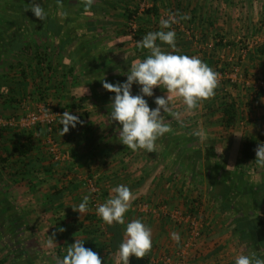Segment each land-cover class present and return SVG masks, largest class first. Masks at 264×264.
Here are the masks:
<instances>
[{"label": "crops", "instance_id": "crops-1", "mask_svg": "<svg viewBox=\"0 0 264 264\" xmlns=\"http://www.w3.org/2000/svg\"><path fill=\"white\" fill-rule=\"evenodd\" d=\"M155 2L160 8L161 15H163L161 8L164 7L170 11L173 9L174 13L177 11L188 16L185 25L191 27L193 36L188 35L189 31L178 32L172 28L176 34L178 33L176 37L178 40L176 43H179L178 51L182 53L187 50L191 53L192 50L194 56L200 57L213 70L225 64L239 66V71L233 79L224 77L226 79L219 80L214 90L215 94L200 100L195 109H188L180 97H174L172 100L180 101L184 113L200 118L202 128L214 132L226 130L223 136L220 137L218 134L219 143L213 139L212 145H215L217 154L220 150L226 151L220 157L229 163L230 169H233L236 159L232 152L235 148L238 150L243 141L252 138L256 148L259 144H264V93L251 85V81L264 76V0H155ZM141 16L144 17L141 18V22L149 20L147 24L150 27L153 25L151 16L143 14ZM91 21L97 23L98 20L94 17ZM111 21L104 17L100 19L102 25L97 26V30L93 28L94 30L91 29L93 31L89 32L93 37L98 35V41L110 40L103 51L93 47V50L90 48L87 50L86 45L89 42L86 41L90 37L88 32L75 30L76 33L70 31L59 35L58 33L63 30L62 26L54 28L57 35L48 34L55 47L52 48L51 54L48 55L47 52V59L36 55L33 58L17 55L19 62L12 64L9 60L11 54H23L25 46L22 42L13 44L8 40L0 44V60L5 64L0 68V117L21 115L26 111V107L33 108L39 102H49L57 109L79 116L82 121L75 128L70 126L69 131L63 135L62 125L57 128L56 139L63 152L67 154V159L59 162L48 157L44 131L35 132L37 134L34 141L35 149L26 156L18 155L14 151V146L20 140H24L28 130L20 132V129H9L3 133L4 142L0 146L2 150L0 155L6 157L8 161L4 162V167L0 162V211L6 213L15 211L14 215H18L17 222L20 224H14L13 216L9 218L8 213L0 216V221H3L2 225L7 224L9 234H6L11 236L10 241L23 244V247L14 246L13 249L6 250L4 253L6 257L13 253L16 258L21 256L27 258L30 255L37 263L38 256L49 254L50 251L55 253L50 246L51 243H58L57 248L61 249L64 256L67 248L76 239L83 241L86 248H90L89 244L95 242L90 232L97 226L91 201L88 200L87 210L83 213L73 210L72 206L79 205L84 197L90 196L89 178L94 177V183L101 186L103 193L114 195L113 189L118 186V178L123 177L126 171H131H123L120 168L123 157L118 156V147L122 151L126 146L120 142V137L118 139L119 122L111 120V101L106 102V98L113 97L115 93L105 89L102 80L117 83L122 78L118 77L119 68L128 71L134 61L144 58L134 55L133 60L125 64L128 57L118 60V56L109 55L112 45L119 48L124 43L122 51L128 49L127 38L122 39L126 34L125 29L118 27L114 31L113 39H108V35H105H110L108 30L111 27L109 28L107 24H114ZM113 29L114 27L111 30ZM53 35H56L55 40ZM220 38L221 43H217ZM80 43L78 50L73 47ZM12 45L17 46V49ZM163 49L173 51L168 45ZM80 50L85 54L79 53ZM96 53H104L105 56H99H104V59L95 58ZM115 54H118V51ZM7 63L10 64L6 66ZM230 74L233 73L231 71L226 73ZM93 93L99 94L102 100L100 104L95 102L96 97ZM166 95L167 90L163 86L154 88L153 97ZM153 97L147 98L152 100ZM227 103H233L236 109V117L232 123L225 122L224 107ZM164 122L166 123L165 117ZM149 153L141 155L136 162H139V165H150L153 160L165 159L163 155H155L154 151ZM255 157L256 152L253 158L246 161L252 159L256 161ZM148 169L149 166H144L143 171L139 170L137 173L144 175ZM257 172L262 180L256 185L258 204L254 209L260 212L259 214L263 212L261 215L264 220V198L261 196L264 193L263 166ZM210 210H208L210 220L201 229L204 228L205 233L198 237L189 235V232H192L189 221L174 225L167 219V215H163L167 217H163L165 220L149 219L145 225L152 232V248L145 256L149 258L150 264H167L164 262L165 257H171L173 262L184 264H235L239 255L249 253H254L255 258L264 259V241L260 242L248 229V225L255 226L258 214L251 210V215L244 220V229L237 230L236 227L242 222L235 218H224L221 213L215 216L213 210ZM171 212L172 210L170 216ZM215 213H218V210H215ZM19 214L23 215L20 217ZM44 216L47 218L46 222L42 221ZM127 221L125 219L121 227L122 239L118 241V247L125 238L124 225ZM14 227L19 229L16 231ZM173 232L179 233V242L172 238ZM6 234L0 235L1 239ZM42 242H50L48 246L50 248L41 250L39 244ZM15 248L20 251L19 254H16ZM96 252L100 254L102 264H120L118 251Z\"/></svg>", "mask_w": 264, "mask_h": 264}, {"label": "rangeland", "instance_id": "rangeland-1", "mask_svg": "<svg viewBox=\"0 0 264 264\" xmlns=\"http://www.w3.org/2000/svg\"><path fill=\"white\" fill-rule=\"evenodd\" d=\"M34 3L40 4L45 9L47 13L46 19L40 20L34 15L31 11ZM153 5H155V0H93L92 5L88 8L85 7V0H0V24L3 25V28L0 25V44L8 40L10 43L22 42L25 46L23 54H11L9 60H11L12 64L19 62L17 55H26L28 58L37 56L44 59L47 56V52H49L48 55L51 54L52 48L55 47L48 34L51 35L54 33L57 35L54 28L56 26V28L62 26L63 30L58 33L59 35L70 31L76 33L77 30L88 32L90 37L89 40L86 41L89 42V44L86 45L87 50L89 48L93 50L92 47L94 46L98 48V50L101 49L103 51L104 48H107L110 40L98 41V35L93 37V34L89 32L94 29L97 30V26L100 27L102 25V23L100 24V19L105 17V19L109 18L112 20L111 22L114 23L107 24L109 28L111 27L108 30L110 35L105 34L108 35V39H113L114 31L118 27L125 29L126 34L122 39L127 38L128 49L122 51L121 48L124 43L120 45L119 48L112 45L111 54H108L112 57L118 56V60H123L128 57L125 60V64H127L129 61L133 60L134 55L135 57L138 56L135 51L136 40L132 32L133 29H131V26L128 28L126 25V18L123 17L122 13L127 8L135 10L138 7V13H135L137 17L142 14L148 16L146 10ZM161 9L164 16L161 15V11L159 12V10V16H151L153 19L152 27L159 23L161 16L162 18H167L169 12L174 13L173 9L172 11L164 7ZM175 13L178 14L176 11ZM94 17L97 18V23L91 21V18ZM139 18L144 17L140 16ZM133 21L136 23L137 20ZM138 22H141V19ZM181 23L174 24L173 29L178 30V32L179 30L189 31L190 34L188 35L190 37L193 36L194 33L190 31L191 27H187L185 24ZM112 27H114L113 30H111ZM56 35H53V40H55ZM176 37H178V33ZM241 41L244 43L243 40H240V42ZM81 43L83 42L81 41ZM81 43L73 47H76L78 50L80 48L78 46H80ZM116 50L118 54H115V52H117ZM79 53L85 54L83 50H80ZM101 55L105 56L104 53H96L95 58L101 59L103 57L102 59H104V56L99 57ZM187 55L194 56L192 50L191 53H187ZM57 56L58 55H56V57ZM3 64L4 61L0 60V68ZM9 64L10 63H7L6 66ZM127 72V70L123 71V69L118 71V77L123 78L119 79L118 82L126 80ZM138 91L139 86L133 85V94H137ZM93 94L96 97L94 99L95 102L100 104L102 100L99 98V94ZM106 99V102L111 101L110 97ZM154 99L155 97H153L152 100H148L151 107H156ZM182 106L179 100H174L169 105L171 111L162 113L171 131L157 139L154 154L157 156L163 155V158H165L164 160L160 158L159 161H151L150 165H139L136 159H140V156L143 154L147 155L149 153L148 151L145 149L133 151L127 146L126 149H122L121 151L118 147V156L120 155V157L122 156L125 158V160L122 158L121 161L123 162H120V168L123 169V171L131 170L130 172L126 171L123 173L125 174L123 177L118 178V185H127L135 197L131 201L130 209L125 213V219L128 220L127 223L131 220L140 219L143 223L146 222L144 224H147L149 219L165 220L163 218L165 216L163 215H167L168 218H165L170 220L174 225H177V223L181 225L184 222H188L186 216L190 215L191 218L195 217L196 220H199L201 224L199 235L196 236L198 237L205 233L204 228L203 230L201 229L205 227L207 224L206 222L210 220L211 215L208 214V210L211 211L210 209L216 214L215 216L221 213L223 214L222 217L229 219L237 217L245 219L251 215V210L253 213L255 212L262 217L263 215L261 214L263 212L259 214L260 212L256 211L254 206L258 204V200H255V193L258 191L256 185L262 180L257 171H259V168L262 166L264 168V165L258 164L253 159L246 161L247 159L242 158L240 156L241 146L238 150L235 148V151L232 152V156L236 159L233 169H230L228 167L229 163L220 157L226 153L225 150H220L218 154L214 151L213 154L208 155L206 153L207 146L214 143L213 139L215 142L219 143L220 137L226 133V130L214 132L202 128L200 118H197L196 115L191 116L190 113H184ZM42 129L41 131H44V135L47 138L44 128ZM37 132L39 131L37 130ZM197 133H200V135H197ZM218 134H220V137ZM212 146L216 148L215 145ZM220 148L221 147H218V149ZM47 154L49 155L48 157L52 159L48 151ZM149 154L153 155L152 153ZM1 158L0 155V159ZM144 166H149L148 171L144 173V175L143 173L138 174L137 172L139 170L143 171ZM248 170L251 172H248ZM93 178L91 177L89 179L95 182ZM99 188L101 191L99 196L100 205L109 198V193H103L101 186H99ZM255 188L257 189L256 191L254 190ZM252 190H254L255 193H253ZM261 196L263 199L264 193L261 194ZM92 197L93 193L90 189L89 200L91 204ZM14 200L17 202L16 199ZM98 206H93L92 204L95 212L94 214L96 215L94 216V221L97 222V226L90 232L92 235L91 237L95 238L93 239L95 242L89 244V247L91 249L94 248L96 251L101 250L106 253L111 250L118 251V241L122 239L121 227L123 224L113 222V224L109 225L105 223L96 212ZM169 210L182 212L183 219L176 221L170 216ZM215 210H218V213H215ZM213 212L211 214H213ZM11 214L13 215L15 212L13 211ZM134 215L137 218L134 217ZM15 216L13 217V223H20L17 222L19 218L17 217L16 219ZM46 220L47 218H45V216L42 217L43 222H46ZM127 223L124 225V228H126ZM2 224L3 221L0 222V235L7 233V224ZM8 234H6L3 239L0 237V264H58L65 256H63V253L60 251L61 249L57 248V246H59L58 243L55 242L50 244V242H42L39 244L41 250L50 248L48 247L50 244L55 253L50 251L49 254L38 256L37 263H35V259L30 257V255H28L27 258H23V256L16 258L13 253L6 257L4 254L6 250L13 249L12 247L14 246L23 247L22 243L17 244V242L10 241L11 236ZM192 234L193 233L190 231L189 235L191 236ZM107 249L108 251H106ZM15 251L16 254L20 253L16 248Z\"/></svg>", "mask_w": 264, "mask_h": 264}, {"label": "clouds", "instance_id": "clouds-1", "mask_svg": "<svg viewBox=\"0 0 264 264\" xmlns=\"http://www.w3.org/2000/svg\"><path fill=\"white\" fill-rule=\"evenodd\" d=\"M93 0H85V7L92 5ZM40 20L47 17L45 9L40 4L31 8ZM183 14L169 12L167 18L159 21L160 30L150 31L137 42V47L147 49L149 54L143 60L134 61L126 74V80L115 84L102 80L103 87L115 93L111 97L112 121L119 122L120 142L133 151L145 149L148 152L156 150L159 137L171 131L164 122L162 113L170 112L169 107L174 97H180L188 109H195L198 102L215 94L218 86V74L200 57L179 53L176 46V32L172 25L187 19ZM165 29H168L165 31ZM167 44L173 51L162 48L157 41ZM133 85L139 86L137 94H133ZM163 86L166 96H155L156 107L149 105L147 97L154 96V88ZM82 123L80 117L65 111L62 114L61 135ZM200 135V133H197ZM256 161L264 165V144H259L255 150ZM113 194L96 208L101 219L111 225L113 222L124 224L125 213L131 207L135 198L127 185L121 184L113 189ZM89 197L72 206L73 210L83 213L87 210ZM172 238L180 241L179 233L173 232ZM152 248V232L142 220L135 219L127 223L125 238L119 245L118 256L120 264H130V257L143 258ZM58 264H102L100 254L91 248H86L83 241L76 239L67 248L66 255ZM235 264H264V259L255 258L254 253L241 254Z\"/></svg>", "mask_w": 264, "mask_h": 264}, {"label": "trees", "instance_id": "trees-1", "mask_svg": "<svg viewBox=\"0 0 264 264\" xmlns=\"http://www.w3.org/2000/svg\"><path fill=\"white\" fill-rule=\"evenodd\" d=\"M129 7V6H128ZM138 8V7H137ZM135 9V10H133V9H130V8H127V9H125L124 11H123V13H122V15H123V17L124 18H126V25L128 26V28L131 26V23H132V21L133 20H137L136 21V25H137V28H136V30L133 32V34H134V39L136 40V48H135V51L137 52V56L138 57H143V58H146V56L149 54V52H148V50L147 49H142V48H138L137 47V42L139 41V40H141V38L144 36V35H146L148 32H150V31H158V30H160V24L159 23H157V24H155L154 25V27H150L147 23H148V21L149 20H143V22H138L141 18H139L140 16H138L137 17V15H135V13L138 11V9ZM158 10H159V12H160V9H159V7H158V5L156 4V2H155V5H153L152 7H150V8H148L146 11H147V14H148V17H150V16H159V12H158ZM177 12V11H176ZM138 13V12H137ZM157 13V14H156ZM178 14V18H179V16H181V14L179 13V12H177ZM194 18V17H193ZM192 18V19H193ZM192 19H189L190 21L192 20ZM152 21V20H151ZM186 21L187 20H185V19H180V23L182 22L183 24H186ZM181 23V24H182ZM1 25V24H0ZM2 26V28H3V25H1ZM171 28H174L173 26H171ZM168 29H165V31H167ZM221 41H222V39L220 38L219 40H218V42L217 43H221ZM11 43H13V44H17L18 42H11ZM157 43L158 44H161L162 45V47L164 48V47H166L167 46V44H163L162 42H160L159 40L157 41ZM178 45H179V43L177 44V47H178ZM12 46H15V45H12ZM16 47V49H17V46H15ZM96 47H94L93 46V49H95ZM179 50V49H178ZM179 53H181L180 51H179ZM188 53V51L186 50V51H183L182 52V54H187ZM237 66V65H236ZM236 66H230V65H227V64H225V66H222V67H217V68H215L214 70L215 71H221V72H226V73H229L230 71L231 72H233V70H234V68L236 67ZM228 67V68H227ZM118 68H119V66H118ZM120 70L122 69V68H119ZM228 70H229V72H228ZM224 79H226V78H224ZM224 79H222V80H224ZM231 79V78H230ZM261 93H264V91H260ZM224 112H225V115H226V120H225V122H227V123H232L234 120H235V117H236V109H235V106H234V104L233 103H227V104H225V107H224ZM61 123L59 124V126L58 127H61ZM57 127V128H58ZM57 128L55 129V131H57ZM9 129H11V128H4V130H3V132H1L0 133V146H2L1 144L4 142V140H3V133L5 132V131H7V130H9ZM38 129V131H40V130H42V128L41 127H39V128H37ZM20 132H22V130H20ZM38 133V132H37ZM46 134V133H45ZM55 136H56V133H55ZM36 137H37V134H35L33 131H29L28 130V133H27V136L24 138V140H20L19 142H17L16 144H15V146H14V151L15 152H17L18 153V155H20V156H26L28 153H30L33 149H35V139H36ZM255 150H256V144H255V141L251 138V139H249V140H245V141H243V143H242V145H241V148H240V153H241V157L242 158H245V159H248V158H253L254 157V154H255ZM214 151H215V148H214V146H209V147H207V149H206V153L208 154V155H210V154H213L214 153ZM8 160H7V158L6 157H2L1 159H0V162H2V164H4V162H7ZM5 166V164L3 165V167ZM258 194L256 193V198H255V200L257 201L258 200V196H257ZM8 201H10L9 200V198L7 199ZM13 205V204H12ZM92 205V204H91ZM15 212V211H14ZM8 213V212H7ZM6 212H2V211H0V216H2L3 214L5 215V214H7ZM9 215H8V217L9 216H11L12 214H11V212H9L8 213ZM23 215V214H22ZM22 215H20L19 214V216L21 217ZM13 217L15 216L14 214L12 215ZM7 217V218H8ZM12 217V218H13ZM17 217L18 216H15V218L17 219ZM6 218V217H5ZM10 218V217H9ZM0 219H1V217H0ZM14 219V218H13ZM236 220H238V221H240V223H241V225H238L237 227H236V229L237 230H241V229H244V225H245V223H244V220L246 219H239V218H235ZM256 220V223H255V226H249L248 225V229H249V231H251L250 233L251 234H253V235H256L257 236V238H258V240L260 241V242H262V241H264V220H263V218L262 217H258L257 216V218L255 219ZM1 222V221H0ZM18 224H20V223H18ZM18 227H19V225H18ZM18 227H14V230L16 229V231L20 228H18ZM15 231V232H16ZM246 232V234L247 235H249L248 234V232L247 231H245ZM7 233H8V231H7ZM1 237V236H0ZM2 238V237H1ZM2 261V260H1ZM2 264V263H1ZM130 264H150V260H149V258L148 257H146V256H144L143 258H136V257H134V256H131L130 257Z\"/></svg>", "mask_w": 264, "mask_h": 264}, {"label": "built area", "instance_id": "built-area-1", "mask_svg": "<svg viewBox=\"0 0 264 264\" xmlns=\"http://www.w3.org/2000/svg\"><path fill=\"white\" fill-rule=\"evenodd\" d=\"M137 28V25L134 21L131 23L132 32ZM239 71V67L236 66L233 70V74L226 75L225 72H216L218 74V81L222 80L224 77L234 78L235 74ZM251 85L257 91H264V76H260L255 80L251 81ZM25 112L21 115H13L10 117L0 118V133L3 132L4 128L11 129H20V130H29L34 133L37 132V128H44L47 135L46 144L47 151L56 162L67 159V154L63 152L60 143L57 141L55 136V129L59 126L62 119V114L65 110L57 109L52 106L49 102H39L35 107H26ZM90 189L92 190V204L93 206H98L100 202V188L97 184L90 181ZM172 218L176 221L183 219V213L180 211H172ZM186 220L189 221L192 225V235L196 237L199 235L201 224L199 220H196L195 217L191 218L190 215L186 216ZM164 262L167 264H184L183 262L177 263L173 262L171 257H165Z\"/></svg>", "mask_w": 264, "mask_h": 264}]
</instances>
